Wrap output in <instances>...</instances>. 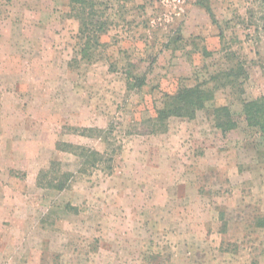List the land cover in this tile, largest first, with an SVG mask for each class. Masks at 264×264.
Listing matches in <instances>:
<instances>
[{"label":"rangeland","instance_id":"374dc122","mask_svg":"<svg viewBox=\"0 0 264 264\" xmlns=\"http://www.w3.org/2000/svg\"><path fill=\"white\" fill-rule=\"evenodd\" d=\"M92 1L107 29L83 57L72 0H0V264H264V133L243 111L264 95V0ZM194 86L213 95L195 119L156 118ZM52 161L64 191L37 183Z\"/></svg>","mask_w":264,"mask_h":264},{"label":"trees","instance_id":"16d2710c","mask_svg":"<svg viewBox=\"0 0 264 264\" xmlns=\"http://www.w3.org/2000/svg\"><path fill=\"white\" fill-rule=\"evenodd\" d=\"M200 5L205 8L215 23L214 14L210 6L202 3ZM71 12L80 24L78 39L83 43L81 45V53L84 57L88 55V50L101 45L100 38L106 32L107 23L102 20L92 0H72ZM135 80L138 81L137 78ZM144 85L145 80H140L138 86L142 87ZM134 86H136L134 82L129 83L130 89ZM212 100V92L204 90L200 86L181 88L176 93L167 95L163 108L157 111L156 118L169 119L175 117L193 120L197 113L206 109ZM213 110L218 128L228 131L235 127V120L228 107H214ZM243 111L245 120L249 126L258 128L264 133V95L255 100L244 102ZM80 135L87 138H99L105 143L110 142L109 137L111 136L110 131L99 128L83 130ZM57 149L61 152L71 153L79 158L83 171H86L87 168L97 167L105 161L110 163L107 169L113 170V164H111L113 159L106 160V152L102 153L85 146L67 143L57 144ZM73 178L74 174L70 170L64 169L61 162L52 161L47 168L39 171L37 183L43 188L64 191L70 187ZM261 226L264 227V220Z\"/></svg>","mask_w":264,"mask_h":264}]
</instances>
